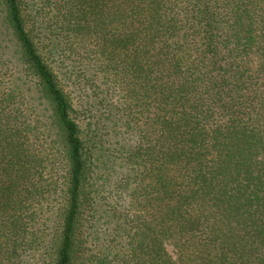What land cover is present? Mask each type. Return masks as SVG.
<instances>
[{"label":"trees","instance_id":"1","mask_svg":"<svg viewBox=\"0 0 264 264\" xmlns=\"http://www.w3.org/2000/svg\"><path fill=\"white\" fill-rule=\"evenodd\" d=\"M0 264H264V0H0Z\"/></svg>","mask_w":264,"mask_h":264}]
</instances>
